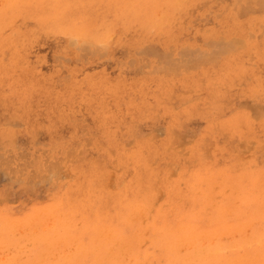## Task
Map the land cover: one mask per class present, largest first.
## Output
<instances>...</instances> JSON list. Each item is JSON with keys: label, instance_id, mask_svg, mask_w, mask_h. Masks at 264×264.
<instances>
[{"label": "rangeland", "instance_id": "rangeland-1", "mask_svg": "<svg viewBox=\"0 0 264 264\" xmlns=\"http://www.w3.org/2000/svg\"><path fill=\"white\" fill-rule=\"evenodd\" d=\"M263 112L264 0H0V264H264Z\"/></svg>", "mask_w": 264, "mask_h": 264}, {"label": "bare ground", "instance_id": "bare-ground-1", "mask_svg": "<svg viewBox=\"0 0 264 264\" xmlns=\"http://www.w3.org/2000/svg\"><path fill=\"white\" fill-rule=\"evenodd\" d=\"M188 11H189V10H188ZM137 24H138V23H137ZM4 33H5V32H4ZM158 34H159V32H158ZM71 43H73V42H71ZM233 43H234V42H233ZM75 44H76V42H75ZM230 44H231V46H232V43H230ZM230 44H229V46H230ZM234 44H236V43H234ZM234 44H233V45H234ZM90 45H91V44H89V46H90ZM237 45H238V44H237ZM242 45H243V43H242ZM93 46H94V45H93ZM99 46L101 47V45H99ZM102 46H103V45H102ZM244 46H246V45H244ZM244 46H243V47H244ZM75 47H76V46H75ZM83 47L86 48L85 45H83ZM91 47H92V45H91ZM97 47H98V46H97ZM226 47H227V46H226ZM241 47H242V46H241ZM80 48H81V46H80ZM229 48H230V47H229ZM231 48H232V47H231ZM87 49H88V47H87ZM95 49H96V47H95ZM221 49H222V48H221ZM223 49H224V48H223ZM78 50H79V47H78ZM80 50H81V49H80ZM83 50H84V49H83ZM218 50H219V48H218ZM86 51H88V50H86ZM93 51H94V50H93ZM97 51H98V50H97ZM107 51H108V50H107ZM220 51H221V50H220ZM224 51H225V50H224ZM81 52H83V51H81ZM104 52H105V51H104ZM195 52H196V51H195ZM218 52H219V51H218ZM235 52H236V51H235ZM225 53L227 54V49H226ZM87 54H88V53H87ZM91 54H92V53H91ZM211 54H212V52H211ZM216 54H217V53H216ZM216 54H214V55H216ZM222 55H223V54H222ZM216 56H218V55H216ZM202 57H203V56H202ZM207 57H208V56H207ZM209 57H210V56H209ZM205 58H206V57H205ZM211 58H212V56H211ZM202 59H204V58H202ZM208 59H209V58H208ZM196 60H197V59H196ZM204 60H207V58L204 59ZM209 60H210V59H209ZM213 60H214V58H213ZM213 60H212V61H213ZM195 62H198V61H195ZM195 62H194V63H195ZM201 62L204 63L203 60H202ZM201 62H200V63H201ZM209 62H211V61H209ZM184 64H185V63H184ZM184 64H183V65H184ZM197 64H199V62H198ZM186 65H187V64H186ZM58 66H59V65H58ZM173 66H174V65H173ZM184 66H185V65H184ZM181 67H183V66H181ZM192 68H193V67H192ZM254 107H255V106H254ZM250 108H251V107H250ZM255 108H256V107H255ZM248 109H249V107H248ZM258 109H259V107H258ZM258 109H257V110H258ZM261 109H262V108H261ZM261 109H259L258 111H260ZM258 111H255V109H253V113H254V112H255V113L257 112V113H256L257 119H258V115L261 114V113H260L261 111H260L259 113H258ZM263 114H264V112H263ZM252 115H254V114H252ZM254 116H255V115H254ZM260 116H261V115H260ZM262 117H263V116H262ZM262 117H260V118H262ZM257 119L254 118V120H257ZM6 126H7V125H6ZM10 126L12 127V125H10ZM12 128H14V126H13ZM156 136H157V135H156ZM10 138H11V137H10ZM8 140H9V138H8ZM184 144H185V143H184ZM254 144H255V143H254ZM2 150H3V149H2ZM8 152H9V151H8ZM4 154H5V152H4ZM22 154H23V153H22ZM69 154H70V153H69ZM70 155H71V154H70ZM72 155H73V154H72ZM19 156H20V155H18V157H19ZM18 157H17V158H18ZM69 157H70V156H69ZM25 158H26V156H25ZM5 159H6V158H5ZM23 159H24V158H23ZM46 159H47V158H46ZM11 160H12V159H11ZM0 161H1V160H0ZM4 161H5V160H4ZM9 161H10V159H9ZM46 161H47V160H46ZM58 161H59V163H61V162H60V159H58ZM62 161H63V160H62ZM47 162H48V161H47ZM10 163H11V161H10ZM51 163H52V162H51ZM4 164H5V163H4ZM44 164H46V163H44ZM44 164H43V165H44ZM6 165H7V164H6ZM0 166H1V164H0ZM2 166H3V165H2ZM67 166H68V164H67ZM47 167H48V166H47ZM51 167H52V166H51ZM51 167H50V169H52V168L54 167L52 170H56V169H55V166H53L52 168H51ZM48 168H49V167H48ZM44 169H45V168H44ZM50 169H48V172L51 173V171H49ZM46 170H47V169H46ZM3 171H4V170H3ZM13 171H14V170H13ZM20 171H21V170H20ZM10 172H11V170L9 171V173H10ZM18 172H19V171H18ZM45 172H46V171H45ZM48 172H47V173H48ZM55 172L57 173V171H55ZM59 172H61V171H59ZM62 172H63V170H62ZM12 173H13V172H12ZM30 173H32V172H30ZM50 173H48V174H49V178H50ZM56 173H54L55 177H56L57 179H58V178H61L62 175H60V177H58L59 174H58V173L56 174ZM64 173H65V171H64L62 174H64ZM51 174H52V173H51ZM67 174H69V172H68ZM13 175H14V174H13ZM57 175H58V176H57ZM65 175H66V174H65ZM173 175H174V173H173ZM175 175H176V174H175ZM32 176H33V175H32ZM37 176H38V175H37ZM37 176H36V177H37ZM51 176H53V175H51ZM63 176H64V175H63ZM12 177H13V176H12ZM47 177H48V176H47ZM47 177L45 178L46 183H47V180H46ZM65 177H66V176H65ZM31 178H34V177H31ZM40 178H41V177H40ZM49 178H48V179H49ZM37 179H38V178H37ZM57 179H56L55 181H57ZM42 180H43V179H42ZM38 181H39V180H38ZM43 182H44V180H43ZM38 183H40V182H38ZM50 183H51V182H50ZM111 183H113V181H112ZM111 183H110V184H111ZM112 185H113V184H112ZM63 186H64V185H63ZM110 186H111V185H110ZM35 187H36V186H35ZM112 188H113V186H112ZM110 189H111V188H110ZM159 199H160V198H159ZM159 199H158V200H159ZM154 204H155V203H154ZM34 209H35V208H34ZM48 209H49V208H47V210H48ZM51 209H52V208H51ZM47 210H46V211H47ZM32 211H33V210H32ZM42 211H43V210H42ZM42 211H41V212H42ZM46 211H44V212H46ZM49 211H50V210H49ZM51 211H52V210H51ZM37 213H39V212H36V215H35V216H37ZM34 214H35V213H34ZM45 216H46V215H45ZM60 217H61V215H60ZM48 218H49V217H48ZM16 219H17V218H16ZM50 219H52V218H50ZM17 220H18V219H17ZM33 220H34V219H33ZM33 220H32V221H33ZM135 220H136V218H135ZM46 221H47V220H46ZM51 221H52V220H51ZM132 221H133V220H132ZM43 222H44V221H43ZM54 222H55V221H54ZM16 223H17V222H16ZM59 223H60V222H59ZM31 225H33V224H31ZM35 225H36V224H35ZM48 225H53V224H50V222H49ZM19 226H20V225H19ZM42 227L44 228V223L42 224ZM49 227H50V226H49ZM53 227H54V225L51 227V229H52ZM42 230H43V229H42ZM228 231H229V230H228ZM35 232H36V231H35ZM105 232H108V231H105ZM110 232H111V231H110ZM20 233H21V232H20ZM33 233H34V232H33ZM33 233H32V234H33ZM36 233H37V232H36ZM214 233H215V232H214ZM210 234H211V233H210ZM212 234H213V233H212ZM223 235H224V234H223ZM108 236H109V235H108ZM245 236L247 237V235H245ZM216 237H217V236H216ZM102 238H103V237H102ZM235 238H236V237H235ZM243 238H244V237H243ZM108 239H109V237H108ZM104 242H105V241H104ZM116 244H117V243H116ZM211 244H212V243H211ZM115 246H116V245H115ZM201 246H202V245H201ZM247 246H248V245H247ZM203 249H204V248H203ZM5 252H6V251H5ZM63 254H65V253H63ZM4 257H5V256H4ZM4 257H2L1 260H3ZM2 262H3V261H2ZM4 263H6V262H4ZM245 263H246V262H245ZM234 264H236V263H234Z\"/></svg>", "mask_w": 264, "mask_h": 264}]
</instances>
